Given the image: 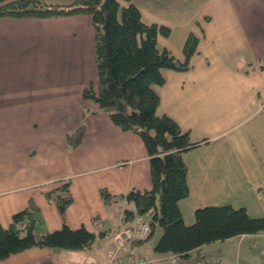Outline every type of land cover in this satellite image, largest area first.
<instances>
[{
    "label": "crops",
    "instance_id": "crops-1",
    "mask_svg": "<svg viewBox=\"0 0 264 264\" xmlns=\"http://www.w3.org/2000/svg\"><path fill=\"white\" fill-rule=\"evenodd\" d=\"M128 2L138 7L144 23L170 27L168 37L158 36V46L179 61L187 36L199 37L191 67L162 69L164 84L154 86L157 114L171 117L196 144L182 154L189 186L179 203L184 222L192 223L199 207L224 204L229 188L259 185L264 202V0ZM93 36L88 15L0 18V224L7 227L32 199L40 231L58 229L64 221L72 228L87 225L96 235L92 247L99 240L105 247L96 264H109L125 202L105 203L101 190L119 198L132 189H150V163L138 135L121 130L106 112L92 114L97 105L82 97L96 81ZM84 123L82 142L68 150L66 136ZM60 180L70 182L72 195L64 220L43 195ZM249 237L254 243L264 232L215 243L225 248L234 239L239 256ZM153 245L135 251L150 254ZM191 252L180 261L197 264ZM64 253L29 249L0 264H63Z\"/></svg>",
    "mask_w": 264,
    "mask_h": 264
},
{
    "label": "trees",
    "instance_id": "trees-1",
    "mask_svg": "<svg viewBox=\"0 0 264 264\" xmlns=\"http://www.w3.org/2000/svg\"><path fill=\"white\" fill-rule=\"evenodd\" d=\"M119 6L118 0H72L66 5L42 0H0V18L70 15L91 18L96 81L83 90L82 97L97 105L92 114L106 112L121 130L138 135L150 163V189H132L119 198L101 190L105 203L125 202L122 228L142 224L147 227L142 237L125 242L121 248L116 249L115 245L112 251L142 254L151 260L148 264H153L173 254L187 257L192 250L205 244L263 233L264 217H251L245 207L231 205L199 207L194 211V221L184 222L179 203L188 197L189 186L182 154L196 144L190 142L189 134L171 117L157 114L160 97L154 86L164 84L162 69L186 71L191 67L198 37L192 33L187 36L182 49L183 60L179 61L158 46V36L168 37L170 27L143 23L140 10L133 3L124 6L120 14ZM85 133V123L69 133L66 136L68 150L77 148ZM43 195L54 203L64 220L72 203L70 182L57 181L56 186L44 191ZM38 213L39 207L30 199L25 208L12 215L7 227L0 224V262L29 249L85 251L92 248L96 238L94 232L84 226L73 229L65 221L58 229L40 231L42 222ZM156 228L161 229V235L151 253L136 252L137 247L151 240ZM152 254L160 256L154 258Z\"/></svg>",
    "mask_w": 264,
    "mask_h": 264
},
{
    "label": "rangeland",
    "instance_id": "rangeland-1",
    "mask_svg": "<svg viewBox=\"0 0 264 264\" xmlns=\"http://www.w3.org/2000/svg\"><path fill=\"white\" fill-rule=\"evenodd\" d=\"M42 1L48 4H61V5H66L72 2V0H42ZM118 1L120 4L118 13L120 14L121 9L124 6L128 5L129 2L127 0L125 1L121 0L125 3H122L120 0ZM172 34H173L172 38H174L176 33H172ZM238 127L239 126L233 129H237ZM258 186L259 185H257V187L255 186V187L249 188V187H245L244 185V187H241V188H229L228 192L225 193L226 195L222 194L226 201L224 204L231 203L233 204L234 208L245 206L251 217H261L262 216L261 214L264 211V202L262 201V198H260V195L258 194V191H257ZM55 196L57 197L58 194H56ZM224 204H221V205H224ZM185 217H188V212H185ZM85 226L86 228H88L87 225ZM160 235H161V229L156 228L154 235L151 237V240L149 241L150 244L157 242ZM253 240H254V243L251 242L250 237L244 240L243 245L241 246V249H240L239 256H237V252H238L236 248L237 242L234 239L230 241V243L228 242V245L225 247L227 249H225L223 246H222L223 248L219 246V243L213 242V243L206 244V247H204V249H202L201 251L191 252V255L193 256L194 262L197 264H205L206 262L214 260V259H216V261L222 260L224 264H227V263L230 264V262L234 264V259H237V257H239L240 259V264L241 263L242 264H264V250L260 246V245H264V237H260L259 239H254L253 237ZM99 241H96L97 243L90 250L82 251V253H78L75 251H71L70 249H64V248H56V249L66 252L63 255V259H62L63 264H96L97 256L99 255V257H102L105 251L104 245H102V243H100L101 241L100 242ZM114 244L115 245L117 244V242L115 243V238H114ZM254 244L255 246H253ZM141 250H144V248L142 247ZM227 250L228 252H230V254L227 253ZM71 252H74V253H71ZM200 253L204 254V256L203 257L199 256ZM56 258L57 257L55 256V259ZM68 261L73 262V263H70Z\"/></svg>",
    "mask_w": 264,
    "mask_h": 264
},
{
    "label": "built area",
    "instance_id": "built-area-1",
    "mask_svg": "<svg viewBox=\"0 0 264 264\" xmlns=\"http://www.w3.org/2000/svg\"><path fill=\"white\" fill-rule=\"evenodd\" d=\"M146 230L147 227L144 224L135 228H122L115 237V242H117L116 249L121 248L125 242H130L136 237H142V234ZM116 249L110 251L108 254L110 259L109 264H148L151 262L147 256L142 254L130 255L126 250L118 254ZM163 260L169 264H184L180 261V256L174 254L163 258Z\"/></svg>",
    "mask_w": 264,
    "mask_h": 264
}]
</instances>
